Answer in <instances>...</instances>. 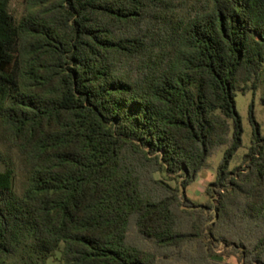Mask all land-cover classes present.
Segmentation results:
<instances>
[{
  "label": "trees",
  "instance_id": "trees-1",
  "mask_svg": "<svg viewBox=\"0 0 264 264\" xmlns=\"http://www.w3.org/2000/svg\"><path fill=\"white\" fill-rule=\"evenodd\" d=\"M11 1L0 0V264H194L193 242L207 263L264 264L253 103L251 146L230 167L236 96L264 104V0H24L19 17ZM218 150L209 201L195 204L185 190ZM132 224L149 248L131 243Z\"/></svg>",
  "mask_w": 264,
  "mask_h": 264
},
{
  "label": "rangeland",
  "instance_id": "rangeland-1",
  "mask_svg": "<svg viewBox=\"0 0 264 264\" xmlns=\"http://www.w3.org/2000/svg\"><path fill=\"white\" fill-rule=\"evenodd\" d=\"M24 8H25L24 0L11 1L10 11L15 17H19L24 12ZM260 97H261L260 92L256 96H253L252 93H248L246 95L238 93V95L236 96V108L241 117L243 135H242V146L238 149L236 155L234 156L230 164L231 168L241 165L243 156L246 154L249 147L251 146L252 137L255 132L254 126L250 118V106L252 103H253L254 116L259 125L260 133L264 136V104L260 101ZM222 157H223L222 150H218L217 153L210 158L209 160L210 166L207 169L203 170L198 176L197 180L185 190L186 195L191 200V202L195 204L204 205L209 201V197L207 196L205 191L206 188L209 186V184L214 181L216 176V171L222 160ZM156 177L159 178L160 176L157 174ZM20 182H22V177L19 175L18 183ZM170 184L174 185V183L171 182ZM188 205H184L182 209L184 210L188 209ZM179 220H180L181 229L188 231L190 229V223H191L189 218H187L185 214H179ZM129 235L132 244H136L143 248H149V245L138 234L134 224L131 225ZM193 243L191 246L192 249L190 248L189 250H192L193 255L197 257L196 262L194 264H215V263H207L205 260L201 261L203 260L202 259L203 251H201L202 249L201 247L203 246V244L199 245L198 243H196V245L195 244L193 245ZM214 246H215L214 250L216 254H220V252H222V248L218 244H215ZM161 253L166 255V253L164 252ZM57 254H59V252ZM164 259L165 260L162 261L161 264H179L177 258H173V259L164 258ZM216 259L225 261V263L222 264L237 263L236 258L234 256H229V258L221 256ZM48 264H61V263L56 258V259H50L48 261Z\"/></svg>",
  "mask_w": 264,
  "mask_h": 264
}]
</instances>
